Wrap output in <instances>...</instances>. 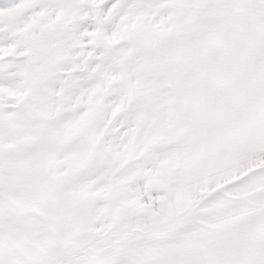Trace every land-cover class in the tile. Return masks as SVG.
Masks as SVG:
<instances>
[{"label":"snow or ice","instance_id":"6c2138e0","mask_svg":"<svg viewBox=\"0 0 264 264\" xmlns=\"http://www.w3.org/2000/svg\"><path fill=\"white\" fill-rule=\"evenodd\" d=\"M0 264H264V0H0Z\"/></svg>","mask_w":264,"mask_h":264}]
</instances>
